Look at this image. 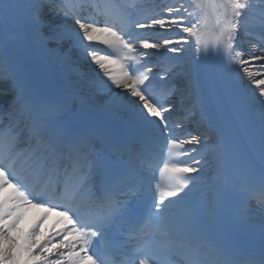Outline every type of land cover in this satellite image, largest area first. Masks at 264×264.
Segmentation results:
<instances>
[{
    "label": "snow or ice",
    "instance_id": "1",
    "mask_svg": "<svg viewBox=\"0 0 264 264\" xmlns=\"http://www.w3.org/2000/svg\"><path fill=\"white\" fill-rule=\"evenodd\" d=\"M210 3L220 10L217 44H222L223 49L216 52L209 50L202 40L200 15L204 5L196 0H174L165 4L159 14L120 21L91 15L89 0H79V3L76 0H0V29L9 19L13 20L19 29L48 50L64 73L71 76L77 72L70 54L78 49L85 52L97 66L100 78V87L94 82L93 90L105 93L106 109L122 117L126 130L132 133L128 142L121 145L110 128L85 130L71 119H57L56 113L71 110L72 97L66 96L57 104H37L26 81L13 77L5 58L4 74L13 77L17 90L13 107L16 104L20 107L19 122L8 129L7 148L0 153V264H108L98 255L97 242L111 232L117 217L130 221L129 201L142 185L129 183L128 176L137 170L138 162L151 166L144 161L143 152L150 142L160 139L169 154L178 148L184 159L164 163L163 171L172 174L171 186L159 190L158 195L154 189L152 203L150 207L145 206L142 220L133 222L135 234L129 237V252L113 257L110 264H176L175 257L181 248L186 256L184 264H202L193 242L200 241L206 225L201 220L200 205L186 198L198 184L205 183L210 171L219 174L233 161L234 138L230 125L225 122L218 137L216 159H206L202 150L206 149L207 138L187 131L183 115L173 119L178 112L173 100L183 94L181 85L187 88L193 74L202 71L198 62L221 55L242 68L264 108V38L253 46L259 47V52H245L238 47L246 32L243 18L251 5L248 0H223L222 3L210 0ZM117 23L122 27H117ZM160 30L176 36H164ZM189 41H193L196 61L191 68L163 63L166 58L174 59L184 53ZM99 46L116 49L123 55L117 58L102 54L96 50ZM208 83L214 86L211 77ZM225 102H231L237 113L242 112L240 105L232 100L231 92L226 93ZM240 128L253 147L258 140L261 181L259 196L253 198L264 211V121L257 132L254 124L241 115ZM178 129H184L183 136L176 134ZM140 130H151L155 135L136 134ZM100 143L122 152L123 159L114 161L107 150L99 151ZM18 153L23 154L28 165L20 174L13 170L12 163ZM115 169H119L118 175H114ZM36 175L51 179L50 191H33ZM92 183L97 193L94 206L106 210L88 216L82 214L75 198L83 187ZM9 186L15 192L6 198L3 193ZM207 188L210 194L217 189L211 177ZM239 191L245 198L253 192L246 185H241ZM57 199L63 203H52ZM25 205L47 206L49 211L60 209L58 214L68 225L46 238L42 245L35 241L37 226L29 237L31 245H25L15 234ZM261 227L264 232V223ZM217 264L233 262L220 259ZM249 264H264V250L258 260Z\"/></svg>",
    "mask_w": 264,
    "mask_h": 264
},
{
    "label": "bare ground",
    "instance_id": "2",
    "mask_svg": "<svg viewBox=\"0 0 264 264\" xmlns=\"http://www.w3.org/2000/svg\"><path fill=\"white\" fill-rule=\"evenodd\" d=\"M128 1V0H127ZM131 5H127L130 10L136 14L144 16V12L149 14H159L162 4L167 2H174V0H130ZM166 2V3H165ZM197 3H203L204 7L201 11L200 30L202 40H205L206 34L209 31V19L207 14L209 12V0H196ZM251 7L248 10V15L243 18L246 32L238 42L240 49L247 51L259 52V47H253L258 45L262 38H264V0H248ZM154 10L155 13L150 12ZM200 11V10H198ZM140 31V30H139ZM0 33L5 35L6 48L13 57L19 60L21 71L25 76L43 86L48 90L49 96L53 95L54 88H58L62 93L70 95L79 104L88 108L96 110L100 113L112 115L123 120L122 117L117 116L109 112L106 107L105 93L103 91L93 90L92 84L95 82L97 88L100 87V78L97 76V66L94 65L87 58L85 52L82 49L74 50L70 57L77 66V72L73 75H68L63 72L61 66L56 60L49 54L48 50L36 43V41L30 36L19 29L13 20L9 19L4 23ZM160 34L164 36H173L175 33L160 30ZM194 40V38H193ZM193 41H189V44L185 46L184 53L175 57L174 59H164L165 65L176 68H191L194 61L193 52L194 49L191 46ZM89 49L88 51H91ZM96 50L102 54L107 50L115 51L121 57L123 54L116 49H109L107 46L96 47ZM171 56V54H169ZM2 56V45L0 43V70H4ZM232 72V79L234 85L238 88L242 105L244 106L249 118L259 128L262 121H264V108L260 105L256 99V89L254 85L248 82L246 74L242 68L230 63ZM251 70V69H250ZM194 75L187 88L182 87V95L178 98H174L173 102L177 104L178 112L193 111L198 112L200 107L199 96L197 87L194 83ZM254 77L256 73H253ZM8 91L0 92V104L6 102L9 99ZM214 151L209 153L208 156L213 157ZM197 189L191 193L194 195ZM191 195V196H192Z\"/></svg>",
    "mask_w": 264,
    "mask_h": 264
}]
</instances>
